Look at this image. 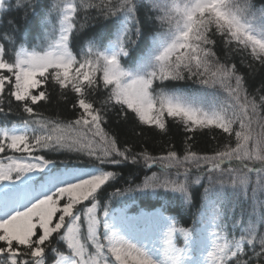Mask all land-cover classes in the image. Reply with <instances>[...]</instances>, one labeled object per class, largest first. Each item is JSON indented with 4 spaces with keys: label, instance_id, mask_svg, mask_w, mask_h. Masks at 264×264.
<instances>
[{
    "label": "snow or ice",
    "instance_id": "snow-or-ice-1",
    "mask_svg": "<svg viewBox=\"0 0 264 264\" xmlns=\"http://www.w3.org/2000/svg\"><path fill=\"white\" fill-rule=\"evenodd\" d=\"M37 5L16 0L25 19ZM6 7L0 0V13ZM142 11L151 44L134 59L148 27ZM112 18L114 32L86 31ZM41 26L35 46L8 35L0 42V264H264V79L255 92L249 87L264 74V3L52 0ZM70 94L73 118L44 115L55 96ZM13 114L19 122L8 121ZM112 116L141 139L179 123L186 133L218 129L205 135L220 142L210 155L193 150V135L182 154L174 146L165 155L133 151L108 127ZM61 151L76 153L78 163L58 170L45 153ZM141 161L159 173L102 202L101 190L120 176L108 166ZM204 180L206 198L231 187L251 202L247 224L235 205L226 213L216 200L205 204L210 214L197 224L212 226L210 248L201 230L206 259L192 255L196 226L161 214L162 243L149 248L128 238L113 211L116 197L158 189L191 205L192 186Z\"/></svg>",
    "mask_w": 264,
    "mask_h": 264
},
{
    "label": "trees",
    "instance_id": "trees-1",
    "mask_svg": "<svg viewBox=\"0 0 264 264\" xmlns=\"http://www.w3.org/2000/svg\"><path fill=\"white\" fill-rule=\"evenodd\" d=\"M52 2V0H38L37 11L29 13L25 19V9L23 7H16V0H6L7 7L3 13H0V42H5V35L12 36L16 39L17 44L20 42H25L32 46L40 43V34L42 31L41 18L45 12L47 6ZM257 5L264 3V0H255ZM150 14V13H149ZM141 18L144 20L145 24L148 26L145 30V36L142 42L133 50V58H140L147 50L151 44V32L148 29L152 27L151 22L147 19L145 12L140 13ZM12 21V23H9ZM118 27V21L115 18L109 20H100L99 22H93L90 28L86 31L91 35L93 32H114ZM240 57H236V62L239 64ZM131 66V65H130ZM264 79V74L257 73L252 80L249 81L250 91L255 92L259 89L261 81ZM198 87V86H194ZM74 94H70L68 98L61 99L58 95L54 97L53 102L48 105L45 109H41L44 115L50 118H59L61 120L71 119L72 109H71V99ZM43 103V102H41ZM36 107L39 108V105ZM27 115V114H23ZM21 116L19 115H9L8 121L19 122ZM0 122H3V116H0ZM111 131L115 132L121 142L127 141V146L133 148V151H140L142 149H147L150 154L153 155H165L166 151L174 146L178 154H182L184 150L185 137L187 135H193L194 141L192 142L193 150L198 151L200 154H212L213 149L220 142L219 138L217 140H212L211 134L205 135V133L219 132L218 129H197L195 133H186L183 127L179 123H174L170 129V132L166 135L160 134H149L144 136L142 139L137 137L130 130V126L122 125L115 116L109 120V125ZM46 158L54 159L57 164L58 170H62L65 166H74L78 163L76 153L68 152H46ZM110 170H117L120 176L114 183V186H105L107 191L102 192V202H106L107 198L111 196V193L115 191L116 188L121 190L127 188L129 185L135 186L141 184L145 176H151L153 171L159 173V168L155 167L149 169L144 166L141 161L139 164L128 163L126 165H121L118 167L108 166ZM195 171V170H193ZM171 179H176L175 170H172L170 176ZM227 178V177H226ZM180 179H183L181 175ZM207 180L202 182V185L192 186V204L186 205L182 203V198L177 193H172L164 189H158V194L152 193H132L125 196L116 197L113 200V211L117 217H123V228L132 241L134 237L144 234L148 242L156 247H159L162 243L160 238V225L157 218L163 214L170 217H175L179 226L185 227H197V232L195 234L196 248L194 249L192 255L194 258L206 259V252L200 251V239L201 230H203V236L207 238L206 243L210 248V232L212 230L211 223L207 226L203 224H197V221L201 217L202 213L208 211L210 214V209H205V204L209 200H216L222 204L225 212L228 211L235 205L236 206V216L241 214L243 210V220L244 223L250 219L251 212V202L243 198L242 190L234 189L231 187H225L222 194L216 195L215 193L209 197H205L204 188L207 187ZM264 198V197H262ZM232 222L229 221L228 231L230 233L234 232L236 235L241 233L240 228L233 229L231 226ZM179 246L183 247L182 238L179 240Z\"/></svg>",
    "mask_w": 264,
    "mask_h": 264
},
{
    "label": "rangeland",
    "instance_id": "rangeland-1",
    "mask_svg": "<svg viewBox=\"0 0 264 264\" xmlns=\"http://www.w3.org/2000/svg\"><path fill=\"white\" fill-rule=\"evenodd\" d=\"M137 240H138L137 243L146 244V245H148L149 248L151 247L150 243L147 241V239L144 237V235L139 236L137 238Z\"/></svg>",
    "mask_w": 264,
    "mask_h": 264
}]
</instances>
